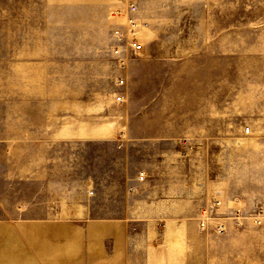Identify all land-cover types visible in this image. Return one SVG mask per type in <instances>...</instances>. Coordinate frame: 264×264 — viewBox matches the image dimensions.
Here are the masks:
<instances>
[{"label": "rangeland", "instance_id": "rangeland-1", "mask_svg": "<svg viewBox=\"0 0 264 264\" xmlns=\"http://www.w3.org/2000/svg\"><path fill=\"white\" fill-rule=\"evenodd\" d=\"M117 6L0 0V264H264V0H141L126 70Z\"/></svg>", "mask_w": 264, "mask_h": 264}, {"label": "built area", "instance_id": "built-area-1", "mask_svg": "<svg viewBox=\"0 0 264 264\" xmlns=\"http://www.w3.org/2000/svg\"><path fill=\"white\" fill-rule=\"evenodd\" d=\"M118 6L112 11L111 16L114 23L111 37V55L117 62L118 66L126 70L128 63L136 57H139L144 51V43L139 38V32L143 27L142 20L139 17L141 0H116ZM117 86L124 87L126 79L120 76L117 79ZM117 103L125 102L124 94L115 95ZM250 127H246L245 135H250ZM145 175L142 173L140 181H144ZM225 207L220 198H212L201 209L199 218L200 231H209L212 229L215 233L224 235L228 227L224 222ZM227 208V207H226ZM229 217H231L240 226L244 225L245 220L252 221L259 227H264V209L254 212H246L240 205H233L228 208Z\"/></svg>", "mask_w": 264, "mask_h": 264}, {"label": "crops", "instance_id": "crops-1", "mask_svg": "<svg viewBox=\"0 0 264 264\" xmlns=\"http://www.w3.org/2000/svg\"><path fill=\"white\" fill-rule=\"evenodd\" d=\"M251 134H252V133H251ZM251 134H250V135H251ZM247 136H249V135H247ZM236 199H237V198L234 197V202H238V199H237V200H236ZM106 229L109 230V228H106ZM123 230H124V227H123ZM111 231H112V229L110 230V232H111ZM120 249H123V248L120 247Z\"/></svg>", "mask_w": 264, "mask_h": 264}]
</instances>
